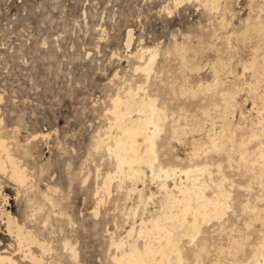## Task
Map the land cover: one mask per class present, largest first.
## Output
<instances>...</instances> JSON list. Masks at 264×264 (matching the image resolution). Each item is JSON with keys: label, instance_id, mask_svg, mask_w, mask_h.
I'll list each match as a JSON object with an SVG mask.
<instances>
[{"label": "rangeland", "instance_id": "374dc122", "mask_svg": "<svg viewBox=\"0 0 264 264\" xmlns=\"http://www.w3.org/2000/svg\"><path fill=\"white\" fill-rule=\"evenodd\" d=\"M175 1L0 0V139L29 177L19 188L0 175V210L48 245L43 264H113L112 241L155 215L159 182L148 171L143 182L117 187L114 178L102 188L116 171L107 141L99 145L116 133L106 112L137 86L166 112L159 163L221 164L231 193L225 218L204 224L193 242L183 238L182 261L171 264H245L261 241L264 166L253 152L264 147V0H220L213 12ZM142 50L156 52L148 79L135 71ZM208 132L223 152L193 158ZM6 231L1 221L0 251L15 253Z\"/></svg>", "mask_w": 264, "mask_h": 264}, {"label": "bare ground", "instance_id": "6f19581e", "mask_svg": "<svg viewBox=\"0 0 264 264\" xmlns=\"http://www.w3.org/2000/svg\"><path fill=\"white\" fill-rule=\"evenodd\" d=\"M199 1L208 12L219 10L220 0ZM182 2L183 0H176L175 5ZM126 40L128 48L132 40L130 31ZM155 58V51L142 50L139 57L140 65L135 71L143 72L145 78L148 79ZM202 86L200 84L199 87ZM142 90V86H137L135 89L129 88L123 95L118 93L112 98L111 108L106 112L112 116L109 131L110 129L115 130L116 133L108 135L105 140H99V145L107 141V152L114 159L116 171L112 175L106 174L102 188L108 192L110 182L114 178L119 180L117 187H120L125 180L143 182L147 177L145 171H148L151 182H159L157 189L161 199L154 216L148 220L141 217L136 228L132 226L125 237L112 241L116 253L111 260L113 264H171L173 260L180 263L182 261L180 247L182 239L188 238L193 242L200 237L204 224L225 218L230 210L231 193L224 187V182L226 183L227 180L223 175L221 164L216 166L192 164L190 167L181 169L175 166L167 168L159 163L157 141L164 131L166 112L157 106L156 99L146 95L142 97L139 94ZM256 135L252 134V137L255 138ZM259 147L253 155L255 162L264 166V147ZM207 149L208 152L216 154L223 152V145L218 141L215 133L210 132L206 143L198 148H192L191 155L193 158L198 157L200 152ZM246 156L247 154L242 153L239 157L245 160ZM213 170L219 177L216 182L212 180ZM3 174H8L9 180L19 188L27 185L29 180L26 169L12 157L6 142L0 139V175ZM131 190L135 192L137 188L134 187ZM208 190L211 196H207ZM139 193V205L144 206L143 215H145L148 211L146 209L148 203L144 201L146 197L143 199L141 196L142 192ZM153 195L148 197L147 202L153 199ZM138 207L131 208L129 214L132 213L135 217ZM247 208L252 212L255 211L253 208ZM0 219L8 235L16 240L18 247H15L17 248L15 253H9L4 249L0 251V264H18L14 260L18 255L22 256V260L31 264H43V257L50 250L48 245L38 241L35 238L37 235L33 237L30 232L25 231L24 227L19 225L17 219L9 212L0 210ZM33 248L39 249L41 255H36L38 253L35 254L32 251ZM71 255L76 258L73 249ZM245 264H264V234L254 249L250 261Z\"/></svg>", "mask_w": 264, "mask_h": 264}]
</instances>
